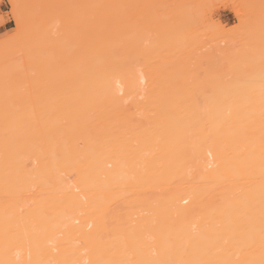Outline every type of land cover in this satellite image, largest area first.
<instances>
[{
  "label": "bare ground",
  "instance_id": "6f19581e",
  "mask_svg": "<svg viewBox=\"0 0 264 264\" xmlns=\"http://www.w3.org/2000/svg\"><path fill=\"white\" fill-rule=\"evenodd\" d=\"M101 3L0 37V196L32 189L0 197V264H264V23L207 46L195 9L139 36Z\"/></svg>",
  "mask_w": 264,
  "mask_h": 264
},
{
  "label": "rangeland",
  "instance_id": "374dc122",
  "mask_svg": "<svg viewBox=\"0 0 264 264\" xmlns=\"http://www.w3.org/2000/svg\"><path fill=\"white\" fill-rule=\"evenodd\" d=\"M11 0H0V37L5 35L7 32H9L11 30V28L14 27L15 25V20L14 18L17 16L19 17L20 19H26V15H28L27 11L29 9H32L33 8V5H35L36 1L37 0H12L14 2V4H12L10 2ZM46 1H52V0H46ZM68 1V4L72 5V6H76V8H82V2L83 0H67ZM129 1V2H127ZM101 0V5H105V6H102V7H107V5L109 3L112 4V7H114L117 11H122V10H125V9H128V15L131 16V24L134 26L133 28L134 29H137V26H141V31L139 29V36L141 35H144L145 34V28L144 26L146 27V24L149 23L148 21H150L151 19H160L162 17H164V14L162 12H164L165 10H171V11H177L178 10H182V9H188L190 10L192 8L195 9L193 11V13H195V15L193 14V19L192 20H195L193 21V23L190 25V28H193L192 29V33L193 35L199 40V41H205L208 45L207 46H215V45H220V44H224V43H228L229 40H234L232 38H238L237 36H239L240 34V30L243 29L244 27H246L247 25H249L251 22H258V23H264V0H256V1H253V0ZM173 1V3H172ZM178 1V2H177ZM199 1V2H198ZM106 2V3H105ZM150 2V3H149ZM253 2V4H252ZM256 2V3H255ZM81 3V4H80ZM115 3V4H114ZM124 3V4H123ZM140 3V4H139ZM177 3V4H176ZM258 3V4H257ZM31 4V5H30ZM33 4V5H32ZM129 4V5H128ZM132 4V5H131ZM149 4V5H148ZM166 4V5H165ZM185 4V5H184ZM191 7H190V5ZM200 6H199V5ZM78 5V6H77ZM81 5V7H80ZM137 5V7H136ZM169 5V6H168ZM178 5H184L183 7H179ZM188 5V7H186ZM193 5V7H192ZM120 6V7H119ZM123 6V7H122ZM152 6V8H151ZM163 6V7H162ZM176 6V7H175ZM252 6V7H251ZM133 7V8H132ZM156 7V8H155ZM159 7V8H158ZM164 7H167L165 8V10L163 11V8ZM178 7V8H177ZM233 7V8H232ZM263 7V8H262ZM118 8V9H117ZM130 8V9H129ZM155 8V9H154ZM238 8V9H237ZM250 8V10H249ZM253 8V9H252ZM260 8V9H259ZM262 8V9H261ZM142 9V10H141ZM149 9V10H148ZM162 9V10H161ZM256 9V10H255ZM259 9V10H258ZM152 10V11H151ZM161 12H160V11ZM238 10V11H237ZM144 11V12H143ZM253 11V12H252ZM259 11V12H257ZM263 11V12H262ZM155 12V14H154ZM158 12V13H157ZM190 12H192L190 10ZM139 13V14H137ZM143 13V14H142ZM147 13H150L149 15ZM153 13V14H152ZM157 13V15H156ZM162 13V14H161ZM197 13V15H196ZM200 15H199V14ZM203 13V14H202ZM250 13V14H249ZM256 13L258 15H256ZM142 14V15H141ZM25 15V16H24ZM148 15V16H147ZM161 15V16H160ZM199 15V16H198ZM243 16V17H240ZM245 15V16H244ZM253 15V17L250 16ZM260 15V17H259ZM151 18H150V17ZM198 16V17H197ZM236 16V17H235ZM24 17V18H23ZM142 17V19L140 18ZM154 17V18H153ZM255 17V18H254ZM138 18V19H137ZM197 18V19H196ZM201 18V19H200ZM250 18V19H249ZM252 18H254L255 20H253ZM259 18H261L259 20ZM141 19V20H140ZM249 19V20H248ZM197 20V21H196ZM203 20V21H202ZM205 20V21H204ZM211 20V21H210ZM213 20V21H212ZM251 20V21H250ZM243 21V22H242ZM246 21V22H245ZM153 22V21H152ZM211 22V23H210ZM217 24V23H220L219 25H223V29L224 31L219 32L217 29H215L216 25L213 24ZM217 22V23H216ZM253 22V23H254ZM148 25V24H147ZM218 25V24H217ZM218 25V26H219ZM196 28H195V27ZM232 26V27H231ZM243 28H242V27ZM144 28V30H143ZM213 28V29H212ZM227 28H229V31H226L228 30ZM232 28H236L237 31L235 32H231L230 29ZM208 30V31H207ZM135 32V35L136 33ZM191 32V31H190ZM195 32V33H194ZM203 34H202V33ZM210 32V33H209ZM143 33V34H142ZM201 33V34H200ZM224 33H229L227 36L224 34ZM235 33V34H234ZM141 34V35H140ZM199 34V35H198ZM207 34V35H206ZM206 35V36H205ZM219 35V36H218ZM137 37V36H136ZM201 37V38H199ZM211 38V39H210ZM229 38V39H228ZM139 39V38H138ZM141 39V38H140ZM218 41H217V40ZM226 39V40H225ZM136 41V39H135ZM214 41V42H213ZM228 41V42H227ZM211 42V44H210ZM220 42V43H219ZM1 85V84H0ZM1 87V86H0ZM2 90V88H0ZM1 94V93H0ZM2 95V94H1ZM5 95V94H3ZM2 95V96H3ZM1 96V97H2ZM0 97V99H2ZM4 100V99H3ZM2 102H0L1 104ZM9 103V102H8ZM15 103V102H14ZM13 103L10 102L9 105L11 107H13L12 105ZM16 105V103H15ZM1 106V105H0ZM6 106V105H5ZM17 106V105H16ZM8 107V106H7ZM7 107H4V108H7ZM2 108V109H4ZM8 109L10 110L11 113H13V111H11V109L8 107ZM13 109V108H12ZM14 111H16L15 107L13 109ZM1 111V110H0ZM6 114L9 113V111L5 112ZM1 114V112H0ZM3 114V113H2ZM12 115V114H11ZM10 113H9V116H11ZM2 116V115H1ZM8 116V114H7ZM13 116L15 117V115L13 114ZM7 119H12V117H7ZM15 118H13V121H14ZM6 120V119H5ZM8 120V121H9ZM8 121H3L4 123H8ZM1 119H0V124H1ZM2 122V123H3ZM12 122V120L10 121ZM2 126L5 124H1ZM3 126V127H4ZM1 127V126H0ZM1 129V128H0ZM4 129V128H3ZM3 131V130H2ZM0 134H1V131H0ZM2 136V135H0ZM1 139V138H0ZM2 146V145H0ZM1 148V147H0ZM2 150V149H1ZM2 155V153H1ZM30 159V158H29ZM28 160V159H26ZM31 161V160H30ZM29 162V161H28ZM27 162V163H28ZM32 162V161H31ZM25 164L24 163V166H25V169H30L31 168V165L32 163H29L31 164L28 168L26 167V165L28 166V164ZM1 166V165H0ZM2 167V166H1ZM2 170V169H1ZM30 171V170H29ZM1 174V173H0ZM1 183V182H0ZM1 185V184H0ZM30 185V184H29ZM14 186V185H13ZM1 187V186H0ZM4 188V187H3ZM17 188V187H16ZM29 188V187H28ZM32 188V187H30ZM8 189V188H7ZM12 190V189H11ZM10 190V191H11ZM13 190L15 191V189L13 188ZM29 190V189H28ZM0 191H2V188L0 189ZM27 190H25L24 192H26ZM32 189H30L29 191L26 192V195L24 192V195H20L21 197H17L15 196L16 198H19L21 201H22V197H23V200L26 199V203H28L27 201L30 199L31 195L32 194ZM9 192V191H8ZM29 192V193H28ZM31 192V193H30ZM2 193V192H1ZM0 193V195H2ZM5 193V192H3ZM11 193V192H10ZM7 194V193H6ZM4 194V195H6ZM11 194H14V193H11ZM10 194V196H11ZM19 193H17L18 195ZM30 196L29 198H26V196ZM19 196V195H18ZM1 197V196H0ZM12 197V196H11ZM13 197V198H15ZM25 197V198H24ZM1 198H4V197H1ZM6 198H9L10 201H12V199L8 196ZM4 198V201L5 199ZM2 200V199H0ZM7 200V199H6ZM18 200V199H17ZM8 201V200H7ZM31 200H29L30 202ZM23 202V201H22ZM0 203H2L0 201Z\"/></svg>",
  "mask_w": 264,
  "mask_h": 264
}]
</instances>
